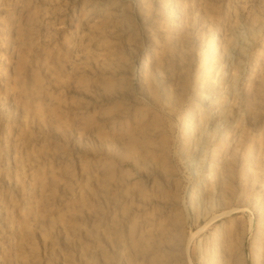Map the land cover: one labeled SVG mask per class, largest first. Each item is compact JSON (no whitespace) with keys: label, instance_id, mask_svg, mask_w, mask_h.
<instances>
[{"label":"rangeland","instance_id":"374dc122","mask_svg":"<svg viewBox=\"0 0 264 264\" xmlns=\"http://www.w3.org/2000/svg\"><path fill=\"white\" fill-rule=\"evenodd\" d=\"M0 264H264V0H0Z\"/></svg>","mask_w":264,"mask_h":264}]
</instances>
